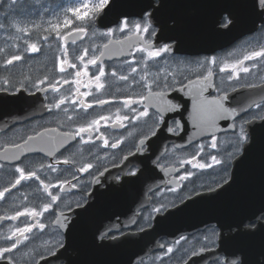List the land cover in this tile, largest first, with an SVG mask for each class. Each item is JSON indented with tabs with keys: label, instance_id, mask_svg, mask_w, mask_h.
<instances>
[{
	"label": "flooded vegetation",
	"instance_id": "af4514ba",
	"mask_svg": "<svg viewBox=\"0 0 264 264\" xmlns=\"http://www.w3.org/2000/svg\"><path fill=\"white\" fill-rule=\"evenodd\" d=\"M82 1L0 0V50H3L0 51V155L14 144L23 143L27 136L44 132L45 128H55L58 133L75 132L77 127L86 126L101 115H110L114 120L117 110L121 115L134 117L136 112L132 109L143 111L144 108L140 104L125 108L123 101L139 100L147 95L142 75L149 83L158 78L160 87L153 84V91H162L164 101L178 107L152 106L145 100L148 117L126 120L123 128L111 126L112 121H101L100 132H93L94 142L83 143L80 137H76L51 148V155H48L47 149L39 151L43 145L33 141L30 144L34 151L22 153L20 160L0 159V165H3L0 167V190L18 176L15 173L17 165L26 170H37L41 179L48 183L70 181L62 190L58 187L49 189L60 199L42 216L0 220V248L12 243L2 237L15 227H24L25 223H35L36 220L45 224L43 231L37 227L27 233L29 239L12 252L5 253L0 264H108L107 243L132 233H135V246L154 247L143 256L135 253L133 264H216L218 260L243 264L240 257L252 262L251 254L238 255L229 245L235 242L236 229L246 231L264 224L260 219L264 215L261 212L264 206L254 214L252 208L244 213L241 208L246 209L251 202L244 196L246 193L215 192L226 185L223 184L225 175L231 180L234 161L242 154L236 150L235 144L240 125L247 121L244 127L249 132L251 123L264 118L263 93L257 98L252 92L253 88L264 84V58L245 61L244 66L250 71L240 72L239 79L229 80L231 70L220 72L219 68L225 62L234 63L248 52L264 46V31L261 30L264 21L251 12L250 0L238 1L237 5L244 3L248 7L247 13L242 12L239 16L242 26L253 27V30L232 41L223 40L224 45L215 48L220 40L214 36H219L217 33L225 28V20L230 21L228 26L234 22L237 9L224 12L197 28L198 19L202 17L201 4H219L218 0H151L153 8L138 16L120 17L121 21L129 22L124 31L118 30L120 25L117 22L98 26L97 16L90 21L77 20L67 10L78 7ZM162 2L170 3L169 7L163 9ZM239 9L243 11V7ZM146 12L153 16L149 21V32L136 34L130 31L132 25L143 24ZM65 18L72 21L68 27H63ZM188 18L191 29H183ZM56 24L62 26L60 35L67 37L66 40L57 38L52 27ZM78 26L84 27L85 31L75 32ZM153 30L154 35L151 34ZM109 31L113 32L112 36L105 35ZM69 32L73 34L69 35ZM204 36L209 38L205 40ZM109 41H112L109 45L111 54L101 57L97 66L89 65L87 76L75 77L76 71H84L78 56L87 49L86 63L106 51L103 45ZM116 41L123 43L117 44ZM30 44H35L39 51L32 52ZM163 47H169L170 51L154 59L148 57V51ZM65 49L67 60L75 63L77 68L64 65L66 71L60 72L58 62L65 58ZM15 54L22 59L5 66V60ZM213 57L217 61L215 65L208 63ZM99 66L105 69L102 77L105 87L97 91L94 83L85 85L98 75ZM133 68L135 72H132ZM207 68H211L214 74L206 82L209 86L204 97L214 100L226 96L225 107L235 111L226 119H218L214 128H208L210 134L204 136L205 129L194 126V101L189 88L192 87L191 81H198L207 74ZM113 71L117 76L111 75ZM120 75L129 79L121 81ZM45 79L46 83L36 86ZM65 79L69 83L65 84ZM76 79L81 81L79 85L71 82ZM56 81H59V92L50 87ZM77 87L80 93L91 94L86 97L73 95ZM64 96L69 100L59 109L50 111L49 107ZM72 99L77 103L72 104ZM100 99L109 103L98 105L96 101ZM81 100L92 107L85 111L79 103ZM257 104L261 106L257 107ZM106 123L110 126L105 127ZM169 128L174 131H168ZM100 133L109 141L107 148L97 138ZM83 135L88 139L87 133ZM213 138L217 141L215 149L211 147ZM117 140L121 141L118 147L112 148L111 144ZM198 146H203V151ZM230 152L231 157L228 156ZM212 155L222 163L213 164ZM192 156H196L194 163L212 166L196 169L191 164L182 163ZM64 159L70 163H57ZM86 163L93 167L87 172L77 171ZM41 164L45 165L42 169ZM48 164H53L57 171L47 168ZM188 173L192 174L190 178L179 179ZM49 201L50 197L39 181H22L0 200V216L14 215L25 207L39 212ZM152 229L157 231L139 237ZM222 230L229 231L227 245L221 243ZM106 233L108 237L116 238L101 239ZM169 247L173 249L171 253L167 252Z\"/></svg>",
	"mask_w": 264,
	"mask_h": 264
},
{
	"label": "snow or ice",
	"instance_id": "6c2138e0",
	"mask_svg": "<svg viewBox=\"0 0 264 264\" xmlns=\"http://www.w3.org/2000/svg\"><path fill=\"white\" fill-rule=\"evenodd\" d=\"M109 6V0H84L83 3H81L78 7H73L71 9H68L67 11L71 12V14L76 17L77 20L80 21H90L93 16H98L101 12L104 11L105 8H108ZM249 8L251 12L260 18L262 21H264V0H250L249 2ZM153 4H148L147 8H153ZM82 10H86L82 13ZM109 11L111 9L109 8ZM91 13V15H89ZM107 13H105L106 15ZM152 13L151 12H146L143 16V24H134L132 25V28H130V31H134L136 34H139L141 31L144 33H148L149 29L151 27L150 24V19H152ZM116 22L118 25H120L119 29L120 31H124L125 28H128L129 22L127 20L121 21L119 17L116 18ZM230 21L225 20L223 23L224 27H228V24ZM72 24V21L70 19L65 18L63 21V27H68ZM54 30H56L57 33V38L66 40L67 37L61 36L60 35V29L61 25L56 24L52 26ZM264 31V28L261 29ZM47 31V29H46ZM75 32L77 33H83L85 31L84 27L78 26L77 28L74 29ZM72 32H69V35H72ZM152 35L155 34L154 30L151 33ZM105 35L107 36H112L113 32L109 31ZM112 43V41H109V43H106L103 45V48L106 51H101L99 56H93L90 59L87 60L85 63V57L88 55L87 49L84 50L83 55H79L78 59L81 61L83 64L84 71L83 73L81 71H76L75 72V77L79 78L81 75L87 76L88 75V66H97L98 61L100 60L101 57L105 55L111 54L109 51V45ZM117 44H122V41H116ZM150 47V45H148ZM29 48L32 52H37L39 49L36 47L35 44H30ZM143 51L144 49H140ZM3 51V50H0ZM170 51L169 47H163L159 48L155 51H148L147 55L149 58H156L161 55V53H166ZM64 56L65 58L61 61L58 62V70L60 72L66 71V68L64 65H67L69 68L76 69L77 65L75 63H69L67 60V49L64 51ZM259 58H264V46L260 48V50H253L251 52H248L246 55L243 56V59L237 60L234 63H223V66L219 68L220 72H227L231 70L232 75L228 76L229 80H232L233 78L239 79V73L244 72L248 73L250 69L247 66H244L245 61H255ZM22 57L19 54L11 55L10 58H7L5 60V66L12 65L14 61H20ZM208 63L215 65L217 63L216 58L213 57L211 58ZM199 67H203V65H199ZM136 69L133 68L132 72H135ZM207 74L202 76V78L198 81H191L192 87L189 88V94L193 96V118L195 121L194 126L197 129H206V128H214L216 126V121L218 119H226L227 117L231 116L232 113L235 111V109H228L224 105V101L227 99L226 96L220 97L219 99H214V100H207L204 97V92L207 90V87L209 86L208 81H210V78L213 76V70L211 68L206 69ZM112 76H117V73L113 71L111 73ZM105 76V69L102 66L98 67V75H94L93 79L88 82L87 85L89 86L91 84H95V87L97 91L104 89L105 83L102 82V77ZM119 79L121 81H127L129 79L128 76L126 75H120ZM141 80L144 81V87L148 89L147 95L142 96L139 100H132V99H125L123 101V106L125 108H130L132 104H140L144 110L143 111H137L136 109H132V111L136 112V115L134 117H129L127 114L121 115L120 111L117 110V113L115 115V119L113 120V117L110 115H101L98 119H92L87 123L86 126H79L76 128L75 132H62L58 133V130L55 128H45L44 132H37L35 135H29L27 136L26 139H24L23 143H17L12 146L11 149H5L4 153L0 155V159L8 161V160H20V155L25 152H32L34 151L32 145L30 142L36 141L39 142L43 147L39 149V151L44 152L47 149V154L51 155V148L53 147H58L60 145H63L65 141L67 140H74L76 137H80V140L83 143H89V142H94L93 141V132L95 131L96 133L100 132V124L101 121H112L111 126H119L121 128L126 127V125L123 123L126 120H140L143 118H146L149 116V112L147 110V107L144 106V101L147 100L149 102V105L155 106V105H166L168 108H176L178 106L172 105L170 102H165L163 97L164 93L162 91L160 92H155L152 89V85L156 84L157 87H160V84L158 82V78H153L152 83H149L147 80L146 76H141ZM47 80H41L39 81V84L36 86L39 87L40 84L46 83ZM72 83H75L79 85L81 81L79 79L71 81ZM64 83L67 84L69 83V80L65 79ZM59 84V81H56L55 83H51L50 87L54 92H59V88L57 85ZM165 86H166V81H165ZM252 87H255L253 85ZM91 93H80L79 87L76 88L75 92L73 95H82V96H88ZM69 100L68 96H64L60 98L56 103L51 105L49 107V110L51 111L52 108L59 109L61 105H64L67 101ZM72 104H76L77 100L72 99L71 100ZM81 107L87 111V108H91L92 104H87L85 105L84 101L81 100L79 101ZM96 103L98 105H104L109 103L107 100H97ZM251 106V105H249ZM257 107H260V104L256 105ZM47 107V106H46ZM67 111V109H65ZM159 111V109H157ZM69 120H71V117H69ZM244 123H247L245 121ZM244 123H242L239 127L238 132L236 133V150L240 151L243 155L246 154L247 149L251 146L252 144V136L250 133L246 130L244 127ZM107 123L105 124V127H108ZM168 131L172 132L174 131L173 129L169 128ZM47 133H57V135H47ZM87 133L88 134V139L84 138V135ZM155 135V132L152 133ZM103 141V146L107 148L109 146V141L108 139L104 136L103 133H100L99 137H97ZM121 141L117 140L116 142H113L111 144L112 148H117L118 144ZM141 144H143V141H141ZM200 148V151H203V146H198ZM211 147L215 149L217 147V141L213 138L211 141ZM228 156L231 157L232 153H228ZM211 160L213 164L220 165L222 162L220 159L217 158V156L212 155ZM196 161V156H192L191 159L185 160L182 163H187L191 164L193 168L196 169H205L208 167H211V164H206V163H199L195 162ZM57 163H64V164H69L70 161L68 159H64L63 161H57ZM0 167H3V165H0ZM45 165L41 164L40 168H44ZM93 165L91 163H86L77 171L80 172H87L89 169H91ZM47 168L51 169V171L56 172L57 168L53 164H48ZM70 171V170H68ZM225 173H227V169H224ZM15 173H18V176L14 178V181L10 183V185L5 186L2 190H0V200L5 199V194L10 192L12 189L16 188L18 185L21 184L22 181H29V180H37L39 181L40 187L43 189L45 193L50 197V201L47 203H44L42 206V211H37L35 208H27L25 207L23 211H16L14 215H7V216H0V220H17L20 217H31V218H36L40 217L43 215L44 212H48L53 204H56V202L60 199V197L57 194H54L53 192L49 191L50 188H60L61 190L63 189V185L65 183H70V181L62 180L60 184H52L45 182L44 179H41V177L38 175L37 170H26L24 167H21L17 165L15 167ZM132 175H135V173H131ZM191 173H188L187 176H182L179 179L184 180L187 178L191 177ZM223 184H227L229 187H231V184L229 183V179L227 175H225L223 179ZM223 184L221 186H223ZM175 191L176 189H172ZM156 211H160V209H156ZM261 212L264 213V209H261ZM63 215V213H61ZM66 219V217H65ZM260 219L264 220V215H261ZM57 223H59V217H57ZM63 227L64 225L61 224ZM39 228L41 231L44 230L45 224L40 223L39 220H36L35 223H25L24 227H15L14 229L10 230V234L2 237L6 241H11L12 243L8 246L0 248V258L4 257L5 253L12 252L14 249H16L21 243L24 241L28 240L29 237L26 235L27 233H31L33 231V228ZM260 228L262 231H264V224L260 225ZM248 235H251L253 233H247ZM110 238V239H115V236L108 237L107 233L104 236H101V239L104 238ZM179 243V241H177ZM63 246V245H61ZM163 247V245H161ZM173 249L171 247L167 248V252L171 253ZM195 255V253H193ZM231 255H235V253H231ZM216 264H235L234 261H217ZM243 264H252L251 261H249L247 258L243 261ZM260 264H264V259L260 261Z\"/></svg>",
	"mask_w": 264,
	"mask_h": 264
},
{
	"label": "water",
	"instance_id": "95a60500",
	"mask_svg": "<svg viewBox=\"0 0 264 264\" xmlns=\"http://www.w3.org/2000/svg\"><path fill=\"white\" fill-rule=\"evenodd\" d=\"M219 4H201L202 17L198 19L197 28H202L209 20L218 17L224 12H230L231 9L237 8L235 12V20L227 28H223L221 33H217L219 36H214V38L219 39L220 43L216 45L217 47H222L224 45L223 40H234L240 35L253 30V27L248 26L249 22L246 21L244 27L239 20V16L247 13V6L244 3L237 5L238 1L241 0H218ZM235 1V3L233 2ZM151 3V0H109L108 8H105L97 18L96 22L98 26H103L104 24H112L116 22L117 17L122 16H138L147 8V5ZM170 3L162 2L160 5L163 9L169 7ZM243 7V11L239 8ZM109 8L111 11H109ZM105 13H107L105 15ZM165 14V12H164ZM200 14V13H199ZM164 21V16L162 17ZM190 19H187V23L183 26V29H191ZM255 22H252L254 25ZM202 25V26H199ZM208 36H204V39H208ZM210 43V42H209ZM208 43V44H209ZM207 44H204L206 47ZM206 50V49H203ZM252 92L261 98L260 94L263 93L264 98V84L252 89ZM261 100V99H258ZM257 102V101H254ZM253 103V101H252ZM210 129L206 128L204 131V136L210 134ZM249 133L252 136V144L247 149L246 154H241L235 161L232 171V178L229 181L231 187L227 184L220 188L215 193H246L244 196L251 200L250 204L246 205L245 208H241L242 212L246 213L250 208H252L253 214L264 206V118L258 122L251 123ZM183 137V135L181 136ZM236 208H240L236 206ZM157 229H152L150 231L143 232L139 237H145L148 233H154ZM221 243H228L227 235L228 230H222ZM234 244L229 245L234 249L235 253L238 255H248L253 256L252 263L260 264L263 259L264 254V231L261 230L260 225H257L251 230H235ZM247 233H253L248 235ZM232 238V237H230ZM104 247V246H103ZM107 247V261L108 264H133L135 263V253L137 256H143L147 254L152 248V245L146 247L143 244L135 246V233L127 234L123 238L118 240L109 241L106 245ZM117 250V253H116ZM105 259V257H104ZM243 262L245 258L240 257Z\"/></svg>",
	"mask_w": 264,
	"mask_h": 264
},
{
	"label": "rangeland",
	"instance_id": "374dc122",
	"mask_svg": "<svg viewBox=\"0 0 264 264\" xmlns=\"http://www.w3.org/2000/svg\"><path fill=\"white\" fill-rule=\"evenodd\" d=\"M82 2H84V0ZM89 2H91V0H89Z\"/></svg>",
	"mask_w": 264,
	"mask_h": 264
}]
</instances>
